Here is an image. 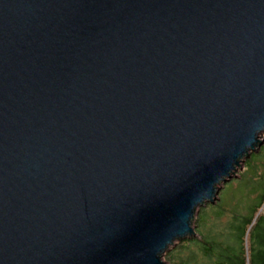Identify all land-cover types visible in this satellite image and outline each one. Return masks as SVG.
I'll list each match as a JSON object with an SVG mask.
<instances>
[{
  "label": "water",
  "instance_id": "water-1",
  "mask_svg": "<svg viewBox=\"0 0 264 264\" xmlns=\"http://www.w3.org/2000/svg\"><path fill=\"white\" fill-rule=\"evenodd\" d=\"M264 143V0H0V264H167Z\"/></svg>",
  "mask_w": 264,
  "mask_h": 264
},
{
  "label": "trees",
  "instance_id": "trees-1",
  "mask_svg": "<svg viewBox=\"0 0 264 264\" xmlns=\"http://www.w3.org/2000/svg\"><path fill=\"white\" fill-rule=\"evenodd\" d=\"M196 236L165 252L173 264H264V143L195 216ZM170 260V261H169Z\"/></svg>",
  "mask_w": 264,
  "mask_h": 264
},
{
  "label": "rangeland",
  "instance_id": "rangeland-1",
  "mask_svg": "<svg viewBox=\"0 0 264 264\" xmlns=\"http://www.w3.org/2000/svg\"><path fill=\"white\" fill-rule=\"evenodd\" d=\"M243 163H244V162H243ZM242 169H243V165H242L241 168L238 167L236 173L239 172V171H242ZM201 207H202V206H201ZM201 207H200V208H201ZM200 208H199V210H200ZM199 210H198V212H199ZM197 214H198V213H197ZM197 214H196V215H197ZM194 219H195V217L193 218L192 226H193V229H196V223L194 222V221H195ZM184 239H185V238H184ZM182 240H183V239L176 241V242L171 246V248L175 247V246H176L178 243H180ZM169 249H170V248H169ZM168 251H169V250H168ZM168 251H167V252H168ZM164 257H165V255H164ZM169 261H170V260H169ZM167 264H173V263H169V262H167Z\"/></svg>",
  "mask_w": 264,
  "mask_h": 264
}]
</instances>
